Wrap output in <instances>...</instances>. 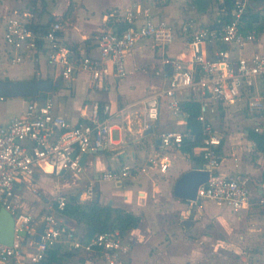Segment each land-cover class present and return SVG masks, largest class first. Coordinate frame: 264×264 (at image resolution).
Listing matches in <instances>:
<instances>
[{
	"label": "crops",
	"instance_id": "obj_1",
	"mask_svg": "<svg viewBox=\"0 0 264 264\" xmlns=\"http://www.w3.org/2000/svg\"><path fill=\"white\" fill-rule=\"evenodd\" d=\"M30 23L41 30L55 19L62 23L61 36L77 55L98 58L99 34L114 19L113 11L124 12L131 7L132 0H30ZM205 8L199 9L193 0H143L142 8H149L157 22H165L173 31V40L166 47L157 46L149 38L140 40L126 55L127 75L115 78L113 67L108 62L109 75L102 88H92L89 72L79 71L65 80L60 68L48 63L45 54L38 59L26 58L12 63L4 43V21L7 16L20 12H6L0 29V79L29 80L60 78L58 89L32 97L0 98V127L14 116L22 114L32 99L45 101L51 98L55 112L67 118L70 124L88 122L94 101L111 104L114 111L135 103L139 110L143 100L165 86L158 71L167 68L165 57H181L190 60L189 41L192 33L200 27H220L224 23V0H204ZM248 14L258 21L264 20V0H247ZM23 11V12H24ZM21 12V13H23ZM257 23V22H256ZM258 24V23H257ZM225 47H229L226 45ZM234 56H251L254 52L264 53V26L242 48L231 46ZM19 69H16V68ZM264 87V80L259 83ZM190 93L179 95L183 101ZM228 111L237 112L243 118V126L235 135L220 128L218 122ZM213 121L224 132L219 147L223 162L219 173H240L249 178L251 204L249 208L235 212L229 205H220L204 200L201 205L191 207L189 200L177 198L173 187L175 181L194 165L204 168L200 145L183 149L179 147L160 148L161 132L187 128L184 115L175 116L169 107V99L163 100L161 118L153 133L143 135L142 112L132 115L125 125V141L114 150L89 152L83 162L81 174L64 172L61 175L35 169L33 174L22 176L15 184V202L20 211L32 217L36 228L43 223L48 213L56 211L60 196L76 195L81 201L84 192L92 184L96 198L102 205L122 208L141 216L137 227L123 236L130 244V250L123 255L119 264H264V152L258 151L254 140L249 138L253 131V120L243 109L220 106L213 115ZM264 131V130H263ZM118 140V131H115ZM168 155L171 159L166 172L151 165L148 158L156 154ZM205 161V160H204ZM131 165L138 169L135 176L123 181L102 179L106 169ZM146 167V171L141 170ZM82 187L85 189L81 190ZM101 193L98 199V194ZM81 195V196H80ZM91 200V199H90ZM177 214V216H176ZM184 220H189L188 226ZM83 236L84 223L66 221ZM7 235L0 236L2 242ZM35 240L27 238L24 249L30 252ZM61 257L50 264H104L95 252H73L60 242ZM49 254L45 261L49 260ZM8 264H15L10 261ZM32 264V263H29Z\"/></svg>",
	"mask_w": 264,
	"mask_h": 264
},
{
	"label": "built area",
	"instance_id": "obj_2",
	"mask_svg": "<svg viewBox=\"0 0 264 264\" xmlns=\"http://www.w3.org/2000/svg\"><path fill=\"white\" fill-rule=\"evenodd\" d=\"M131 7L124 12L113 11L109 18L113 26L103 30L97 41L99 57L77 55L61 36L62 23L53 20L43 31L29 26V11L7 16L4 21V43L12 63L26 58L38 59L45 54L48 63L60 68L65 80L79 71L89 72L92 88H102L109 75L111 62L115 78L127 75L126 55L142 39L149 38L157 46L166 47L173 40V31L165 22L155 21L149 8H142L143 0H132ZM247 0H235L231 10L232 20L220 27L204 26L195 30L189 41L190 60L181 57H165L158 74L165 86L143 100L141 110L135 103L127 104L114 111L111 104L94 101L88 122L70 124L67 118L55 112L51 98L45 101L32 99L26 110L14 116L0 127V208L4 207L15 218V237L11 245L0 239V264H38L44 261L48 250L56 242L64 243L73 252H95L104 264H119L123 255L130 250L118 229L99 232L91 237L80 236L74 228L65 223L62 214L68 197L60 196L55 213L44 217V230L33 249L25 251L28 236L35 234L32 217L19 210L15 202V184L22 176L33 174L35 169L61 175L62 171L81 174L83 154L98 150H114L125 141L127 120L142 112L141 130L154 128L161 118L163 100L169 99V107L175 116L184 115L179 97L190 93L192 100L200 104L198 121L201 123L200 146L208 166L209 179L200 184L195 199L189 200L191 207L199 206L204 200L220 205H229L235 212L249 208L251 190L249 178L240 173L218 172L223 155L219 149L224 132L213 121V113L220 107L240 108L252 117L254 132L264 130V53L254 52L251 56H234L232 47L242 48L254 40L252 33L240 30V23L246 12ZM228 45L229 47H225ZM211 56H210V55ZM118 131V140L115 136ZM160 148L181 147L184 139L196 140L197 135L190 128L170 129L160 133ZM153 166L166 172L171 161L168 155L159 153L148 158ZM141 170L146 171V167ZM138 169L131 165L106 169L102 179L123 181L135 176ZM94 186L84 192V199H93ZM81 196V195H80ZM264 203V198L260 200Z\"/></svg>",
	"mask_w": 264,
	"mask_h": 264
},
{
	"label": "trees",
	"instance_id": "obj_3",
	"mask_svg": "<svg viewBox=\"0 0 264 264\" xmlns=\"http://www.w3.org/2000/svg\"><path fill=\"white\" fill-rule=\"evenodd\" d=\"M195 5L199 9L205 8L204 0H193ZM235 0H224V4L221 6L224 10V23L232 20L231 10L233 9ZM249 8H246V12L242 17L240 23V30L245 33H252L256 35L258 31L263 29L264 20L258 21L253 15L248 14ZM258 24H257V23ZM32 29L43 31L37 24L29 23ZM58 89L57 87L54 90ZM41 95L46 96L47 93L42 92ZM182 111L187 113L186 122L187 127L196 133L197 138L194 141L184 139L182 149L189 145V148L200 145L202 136L201 123L198 121L197 116L200 110V104L198 101L187 98L180 102ZM249 138L254 140L258 151L264 152V131L254 132L250 131ZM202 165L205 164L203 160ZM62 214L66 217L67 221H74L76 223H84L86 225V231L82 237H91L99 232L113 231L118 229L124 236L126 233L137 227L141 216L136 215L130 211H126L122 208L112 207L109 205H102L96 198L89 201H81L77 195L70 196L66 203ZM50 259L47 261H41L38 264H50L52 262H58L61 257L60 249L52 246L48 250Z\"/></svg>",
	"mask_w": 264,
	"mask_h": 264
},
{
	"label": "water",
	"instance_id": "obj_4",
	"mask_svg": "<svg viewBox=\"0 0 264 264\" xmlns=\"http://www.w3.org/2000/svg\"><path fill=\"white\" fill-rule=\"evenodd\" d=\"M210 55V54H209ZM211 56V55H210ZM60 86V78L56 80L49 79H29V80H3L0 79V98L7 97H36L41 92H52L54 88ZM154 128H148L143 131V135L153 133ZM87 153L83 154L81 163L85 161ZM65 171H62V174ZM209 179L208 166L206 168H199L194 165L190 170L183 173L174 183L173 192L177 198L183 200H192L196 198L197 189L200 184L206 182ZM101 193L98 194V199ZM186 226L189 225V220H184ZM45 223L43 222L36 230L35 234H28L23 231L24 236H30V238L38 241L40 235L44 230ZM7 235L8 240H5L6 244L11 245L15 237V218L11 212L6 208H0V236ZM6 237V238H7ZM5 238V237H4ZM5 238V239H6ZM59 242L54 244V247H59Z\"/></svg>",
	"mask_w": 264,
	"mask_h": 264
},
{
	"label": "rangeland",
	"instance_id": "obj_5",
	"mask_svg": "<svg viewBox=\"0 0 264 264\" xmlns=\"http://www.w3.org/2000/svg\"><path fill=\"white\" fill-rule=\"evenodd\" d=\"M30 0H0V29H1V23L5 17L6 12L3 11V9L9 7L7 10L9 12H23L26 9H31L30 6ZM16 69H19L18 67ZM219 127L225 129L227 133L230 135H235L236 133H239L243 126V118L240 114L233 111H228L227 114L223 116V119H221L219 122ZM115 136L117 137L116 133ZM85 189V187H82L81 190ZM80 189L77 188V191ZM77 191H74V195H76ZM73 196V195H72ZM177 216V214H176Z\"/></svg>",
	"mask_w": 264,
	"mask_h": 264
}]
</instances>
